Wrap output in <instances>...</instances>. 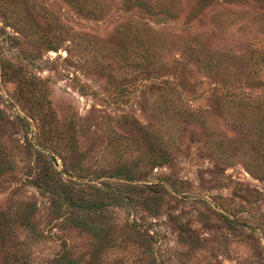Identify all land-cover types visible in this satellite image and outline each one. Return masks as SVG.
Returning a JSON list of instances; mask_svg holds the SVG:
<instances>
[{
	"label": "rangeland",
	"instance_id": "374dc122",
	"mask_svg": "<svg viewBox=\"0 0 264 264\" xmlns=\"http://www.w3.org/2000/svg\"><path fill=\"white\" fill-rule=\"evenodd\" d=\"M99 1L103 12L93 15L71 0H0V123L13 166L0 174V209L36 201L33 221L44 242L33 246L30 263L45 264L65 247L76 264H264L262 113L247 108L234 117L215 103L232 84L236 94L264 102V63L249 58L264 38V3L175 0L172 17L147 18L121 0ZM233 13L245 17L231 22ZM130 19L143 44L119 33ZM208 58L221 76L207 71L201 60ZM166 80L180 92V107L193 111L186 119H161ZM122 115L138 126L120 124ZM146 131L175 140L167 160L147 164L140 179L112 175L115 163L147 152ZM39 149L55 157L61 179L88 192L118 187L132 197L129 205L104 211L100 235L71 221L64 204L51 210L49 193L33 184ZM73 160L82 165L79 177L65 170ZM153 182L164 191L150 209L142 199ZM98 240L104 247L96 257Z\"/></svg>",
	"mask_w": 264,
	"mask_h": 264
},
{
	"label": "trees",
	"instance_id": "16d2710c",
	"mask_svg": "<svg viewBox=\"0 0 264 264\" xmlns=\"http://www.w3.org/2000/svg\"><path fill=\"white\" fill-rule=\"evenodd\" d=\"M75 3V10L83 14H100L103 12V8L100 5L99 0H71ZM124 5L129 9H134L135 14L141 17L154 18L157 16L164 15L166 17H172L175 7V0H121ZM210 1V0H201ZM237 1V0H231ZM262 1L264 0H256ZM6 10V9H5ZM8 12V9H7ZM10 12V10H9ZM51 12L50 9H45V20L48 23L47 32H53L56 25L51 23ZM6 16H11L13 22H20L19 16L8 14ZM231 22L237 19H242L245 17V14L242 13H233L232 15H227ZM54 17V16H53ZM49 18V20H48ZM55 18V17H54ZM219 25L222 23L223 16L218 15L215 17ZM23 26V25H22ZM63 27V25H61ZM53 30V31H52ZM69 32L66 27L62 28L60 32ZM35 31H31L34 33ZM119 33L123 37L128 36L130 40L136 44L144 39L141 36V28L138 25L137 20L130 19L128 25L124 29H119ZM127 37V38H128ZM80 43V41H77ZM145 43V42H144ZM149 44L144 45L145 50L149 53L151 47ZM51 48H54V45H50ZM249 49V48H248ZM68 51V49H67ZM69 53V51L67 52ZM254 53L258 56V59L255 61H260L261 64L264 63V38L260 42L252 45L249 50V58H253ZM248 58V59H249ZM203 65L207 67V71H212L214 74L221 76L220 68H214L210 58L201 60ZM206 70V69H205ZM250 71V70H248ZM247 71V72H248ZM253 74L251 77H254L256 70L252 71ZM228 77H233L232 72H226ZM249 74V73H248ZM247 76V74H244ZM225 76V75H224ZM259 78V77H258ZM168 90L163 94L161 101V119H176L177 122L180 119H186L188 115L192 114L193 111L190 109H185L181 106L182 100L178 101L177 98L180 97V92L176 91L172 86L171 81L166 80ZM236 86L233 84L230 85V90H225L216 97V105L220 111L227 113L231 116L237 117L238 113L246 114L248 110L255 109L262 113L260 115V122L264 123V102L251 94L243 95L236 94L232 89H235ZM217 88H212L216 90ZM230 106V108H228ZM246 109V110H245ZM247 117V115L245 116ZM21 118V117H20ZM168 118V119H167ZM248 118V117H247ZM1 119V116H0ZM44 119H39L37 126L39 129H42L44 126ZM120 124L127 128H136L138 126L137 120L134 117L128 115H122L120 118ZM179 129L178 127H176ZM147 132V152L141 154L135 159H124L120 162L115 163L112 166L111 173L115 177H122L128 180L140 179L145 176V168L147 164H161L167 160L168 154L172 147L176 145L175 140H171L170 136L167 139H153V136L150 132ZM172 131L170 134L172 135ZM6 145L4 144V139H2L1 134V123H0V174L4 171H11L13 166L11 161L5 151ZM36 153H39L40 158H42V165L38 172L33 174V184L37 188H42L49 193L51 197L49 200V207H52L51 210H59L65 205V212L68 213V218L75 222L77 225H83L89 228V230L95 234H99L100 230L104 228L103 221L105 219L104 211L109 208L110 205L113 207H122L124 205H129V199L132 198L128 194H122L119 191L118 187H95L93 191H85L80 185L78 180L70 179L64 180L59 177V173L63 170L58 169L55 164V157L49 153H44L42 149L37 150ZM63 158V157H62ZM69 167L66 164L65 170L69 168V176L72 174L77 176L80 172L82 165L78 161L73 160L69 163ZM145 165V166H140ZM147 184V183H146ZM154 186L151 195H145L142 201L147 205L148 208L152 209L155 207L154 203L155 196H159L164 191V184L160 182L148 183ZM146 185V187H151ZM130 189H132L134 184L129 182L127 184ZM22 207H6L0 209V259L2 264H31V254L33 253V246L38 245L40 242H44L41 238L44 234L39 231L34 224L33 215L37 210L36 201H33L29 198L25 199ZM23 232V237H19V233ZM148 236H151L148 234ZM138 241L146 242L147 238L140 237ZM148 245V243H147ZM104 243L101 240H98L93 247V254L97 257L101 254ZM45 264H76V257L70 255L69 251L62 247L60 252H57L55 256L49 258L45 261ZM99 264V263H98Z\"/></svg>",
	"mask_w": 264,
	"mask_h": 264
}]
</instances>
